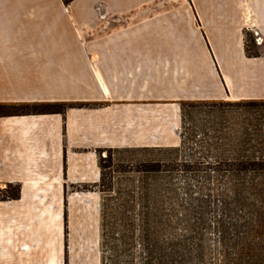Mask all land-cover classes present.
Returning <instances> with one entry per match:
<instances>
[{
  "label": "crops",
  "instance_id": "crops-1",
  "mask_svg": "<svg viewBox=\"0 0 264 264\" xmlns=\"http://www.w3.org/2000/svg\"><path fill=\"white\" fill-rule=\"evenodd\" d=\"M188 100H264V0H0V103L89 104L0 117L26 214L46 176H102L98 150L178 145Z\"/></svg>",
  "mask_w": 264,
  "mask_h": 264
},
{
  "label": "rangeland",
  "instance_id": "rangeland-1",
  "mask_svg": "<svg viewBox=\"0 0 264 264\" xmlns=\"http://www.w3.org/2000/svg\"><path fill=\"white\" fill-rule=\"evenodd\" d=\"M231 114L234 113H226V125L233 122L229 118L235 115ZM175 121L179 142L176 146H180L182 111ZM223 132L221 136L230 131ZM153 148L98 150L99 167L100 163L104 166L103 171L100 167L104 182H101L102 176H46L36 186L46 192L45 197L40 198L42 207L38 213L26 214V176H0V264H156L155 259L164 253L154 251L152 246L147 250L141 246L142 222L137 221L132 227L122 226L125 224L122 220L129 216L138 218L143 209L140 204L125 205L132 204L130 195H135L137 200L144 190L143 176H155L140 173L143 162L167 158L166 153ZM226 155V150L220 146L219 156L223 159ZM226 177L219 176L214 182L203 183V180L197 182L176 176L174 184L164 182L166 187L162 189H156L154 179H148L147 192L152 198L156 191L162 194L177 192L180 199H187L186 193L194 196L209 191L235 193L234 182ZM247 184L264 202V176H257ZM18 191L20 197L12 199ZM149 209L154 213L156 206L151 205ZM249 216L252 218L249 241L253 243L245 254L240 247L228 249L230 263L264 264V204L258 203ZM154 231L152 228L151 233ZM220 245L219 250L228 255L226 248ZM217 256L218 263L226 259L221 253Z\"/></svg>",
  "mask_w": 264,
  "mask_h": 264
},
{
  "label": "trees",
  "instance_id": "trees-1",
  "mask_svg": "<svg viewBox=\"0 0 264 264\" xmlns=\"http://www.w3.org/2000/svg\"><path fill=\"white\" fill-rule=\"evenodd\" d=\"M246 38L250 40L248 35ZM248 54L260 55L249 51ZM86 105L81 102L0 103V117L64 114L68 107ZM181 109L182 144L153 148L166 153L167 158L152 163L143 162L140 173L155 176H143L144 190L138 201L135 195H130L132 204L125 205L132 207L140 204L143 209L138 218L129 216L122 220L125 222L122 226L132 227L137 221L142 222L141 246L145 250L152 246L154 251L164 253L155 259L156 264H234L227 260L228 249L240 247L244 254L250 249L253 241H249L252 221L249 215L255 212L258 203L264 204L259 200L258 193L247 184L257 176H264V100H188L181 102ZM229 112L235 116L230 117L233 122L226 125L228 118L225 116ZM225 129L230 132L221 136L220 132L223 134ZM220 146L226 150V158L219 156ZM100 167L103 171L102 163ZM176 176H185L197 182L203 180V183L227 176L230 182H234L237 191L223 194L209 191L197 196L186 193L187 199H180L177 192L162 194L156 191L153 198L148 194V179H154L156 189H162V186L166 187L164 182L174 184L172 181L177 179ZM101 182H104L103 172ZM204 188L207 186L204 185ZM19 197L20 191L11 198ZM151 205L156 206L154 213L149 209ZM152 228L155 233H151ZM220 244L226 248L228 255L219 250ZM218 253L226 257L220 263Z\"/></svg>",
  "mask_w": 264,
  "mask_h": 264
}]
</instances>
